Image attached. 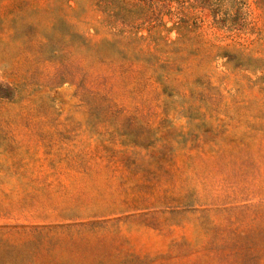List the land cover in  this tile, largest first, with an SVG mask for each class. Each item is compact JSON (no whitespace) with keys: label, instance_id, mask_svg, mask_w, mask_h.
<instances>
[{"label":"rangeland","instance_id":"1","mask_svg":"<svg viewBox=\"0 0 264 264\" xmlns=\"http://www.w3.org/2000/svg\"><path fill=\"white\" fill-rule=\"evenodd\" d=\"M0 264H264V0H0Z\"/></svg>","mask_w":264,"mask_h":264}]
</instances>
